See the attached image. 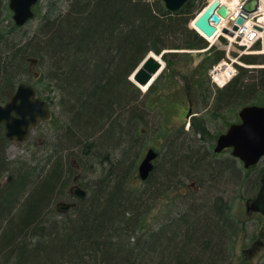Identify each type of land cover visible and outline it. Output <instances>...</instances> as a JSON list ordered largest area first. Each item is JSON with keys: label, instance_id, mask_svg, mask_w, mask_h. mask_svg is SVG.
Instances as JSON below:
<instances>
[{"label": "trees", "instance_id": "trees-1", "mask_svg": "<svg viewBox=\"0 0 264 264\" xmlns=\"http://www.w3.org/2000/svg\"><path fill=\"white\" fill-rule=\"evenodd\" d=\"M46 1L35 6L29 21L33 33L30 30L14 45L9 41L11 27H21L12 19L10 28L3 25L5 18L0 21V101L25 82L30 62L37 63L40 84L68 99L67 130L60 136V147L80 148L87 161L93 156L89 162L95 166L93 172H104L97 173L90 189L83 188L86 195L71 214L54 219L50 202L62 189V171L68 167L63 154L49 159L53 167L37 176L31 167L14 170L0 125V169L10 166L7 170L14 175L0 191V264H233L229 257L236 215L219 192L200 202L192 199L200 196L194 192L186 198L187 211L171 216L166 225L156 227L144 220L149 200L162 189L185 182L186 176L193 175L205 187L208 181L212 189L226 175L234 185L238 181L236 169L224 173L227 165L215 159L217 154L192 141L201 131L195 125L189 139L181 133L166 137L167 149L163 154L158 151L162 159L146 180V190L139 192L127 184L143 149L136 128L146 120L149 107L129 75L152 51L206 48L208 42L189 24L207 1L188 0L178 11L167 9L163 0L158 5L149 0ZM5 7L9 12L8 3L0 0V20ZM166 52L168 67L188 53ZM216 52L209 67L225 57L224 50ZM242 59L264 64V54ZM237 66L238 74L215 95L201 84L208 99L205 108L215 112L214 117L223 113L226 120L229 110L240 105H264V67ZM54 98L48 97L52 102Z\"/></svg>", "mask_w": 264, "mask_h": 264}, {"label": "rangeland", "instance_id": "rangeland-1", "mask_svg": "<svg viewBox=\"0 0 264 264\" xmlns=\"http://www.w3.org/2000/svg\"><path fill=\"white\" fill-rule=\"evenodd\" d=\"M149 1L155 5L162 3V0ZM4 3H6V6L8 3L9 6V0L7 2L4 0ZM40 4L44 6L47 4V1L41 0ZM5 8L0 21L5 18L3 25L10 28V19L14 21L13 12L10 7L11 12H8L7 7ZM31 23L29 22L17 30L11 27L14 30L9 38L11 44H16L19 37L30 34V30L33 33L34 27L31 26ZM205 40L208 42V46L204 49H167V52H188L180 55L177 58L178 61L171 67H168L163 56L159 55L161 56L158 57L162 61L163 68L153 83L152 87L155 88L154 91H150L152 88L145 90L135 83L140 91V99L142 102L145 101V105L149 107L145 116L146 120L138 124L136 128L142 136L143 149L138 156L139 161L136 162L137 166L135 167L134 174L129 177L127 184L130 188L137 189L139 192L146 190L149 182L141 179L138 167L147 150L154 148L163 154L168 146L167 136H178L181 133L180 136L183 135V137L189 139L193 136V134L189 133V129L192 130V125H195V128L197 127L201 131L193 138L196 140L192 141H197L204 149L208 148L217 154L215 159L227 165L223 169L224 173L229 174L236 169L238 181L234 185L231 177L228 179L226 175L220 182L216 181L218 186L212 189L213 186L209 188L208 181H205V187L203 182H200L198 178H190L185 174V182L162 189L155 194L151 201L149 200L146 206L150 207V211L147 214V211L143 212L145 215L144 220H149L151 225L156 227L157 225L159 227L166 225L171 216L175 218L180 212L187 211L188 202L190 201L189 199L187 201L186 198L191 197L194 192L200 196L196 199L192 197V199L199 202L206 195H216L219 192L218 194L221 193L231 206L232 214L236 215V234L232 235L231 256L229 260L232 259L233 264H264V212L252 208L257 199L262 197H260V193L264 187V158L258 165L246 168L239 158H235L232 155L231 149L222 153L214 151L218 137L227 130L231 123L239 121V111L243 105L236 107L237 110H229L226 120L223 118V113L217 114L214 117L213 114L215 112H209V108L205 109L204 103L208 99L206 92L201 89V84H203L210 87L212 89L211 94L215 95L217 89L222 88L214 80L212 74V71L221 62H227L235 66V68L239 62L243 63V66L252 68H261L264 67V64L246 63L242 59V56L258 52L252 48L241 47L236 42H231L227 37L222 36L212 41ZM211 45H213V48L216 47L212 54L209 53L211 48L208 49ZM217 50H224L225 57L209 67L210 57L216 56ZM154 53L156 52L152 51V55H155ZM207 68L208 71H206ZM37 70V63L30 62V73L25 76V83L34 85L37 88L38 96L50 102L52 117L50 120L43 121L37 126L31 132L29 139L23 142H8L5 154L8 160L13 161L12 169L21 170L24 166L31 167L34 170L35 176L47 171L51 165L49 159H55L59 152L63 154L66 167H68L65 168L64 166V170L62 171V189L54 192V198L50 202L51 208L54 209L52 217L54 219H61L64 217V214H71L74 208V206H71L65 209L62 208L63 206L68 203H73L74 205L79 203L80 197L75 194L74 189L76 187L90 189L96 177L100 176L97 173H102L104 170L101 169L97 173L93 172L95 166L93 165L91 168V164L89 163L93 161V156H89L90 159L87 161V157L84 159L83 151L80 148H75L71 151L60 147V136L64 135L67 130V125L65 124L68 121L66 110L68 99L63 94L58 95L55 92H50L46 84H40V78H37ZM10 92H12L11 89L8 91L6 99L9 97ZM50 95L56 97L54 98L55 102L48 99ZM211 101L213 102L214 100L212 99ZM188 109L189 111L191 110V115L189 116ZM228 121L230 122L229 124H227ZM117 153L118 151L115 152V156L118 158L119 153ZM161 159L162 157H159L157 160V166ZM5 167L0 169V191L6 189L14 181V175L7 170L10 166ZM65 174L68 178H65ZM245 176L247 178H244ZM247 204L251 205L250 209L247 207ZM14 212H17V209ZM39 233L42 237V229H39Z\"/></svg>", "mask_w": 264, "mask_h": 264}, {"label": "water", "instance_id": "water-1", "mask_svg": "<svg viewBox=\"0 0 264 264\" xmlns=\"http://www.w3.org/2000/svg\"><path fill=\"white\" fill-rule=\"evenodd\" d=\"M40 0H9L13 11V20L18 26H24L35 16V6ZM188 0H164L167 9L178 11ZM259 0H248L241 15L236 19L243 24L249 12L257 9ZM229 8L220 0L212 1L196 18L195 24L206 35H213L217 30L222 16L227 17ZM213 22V23H212ZM237 27L235 26V29ZM227 31V29L225 30ZM162 64L154 57H148L134 72L136 83L147 85L153 80ZM52 116L49 102L37 95L36 88L30 84L20 83L5 104L0 103V124L5 125V133L10 140L25 141L31 131L43 120ZM241 121L233 123L222 133L214 148L222 152L232 148V155L239 158L246 168L257 165L264 157V105H246L239 111ZM154 148L148 149L146 156L139 165L142 179L147 180L154 169L157 158ZM85 196L84 190L79 194ZM75 206L68 203L62 208Z\"/></svg>", "mask_w": 264, "mask_h": 264}, {"label": "built area", "instance_id": "built-area-1", "mask_svg": "<svg viewBox=\"0 0 264 264\" xmlns=\"http://www.w3.org/2000/svg\"><path fill=\"white\" fill-rule=\"evenodd\" d=\"M246 1H237L236 8L231 11L233 18H237L240 15ZM224 26H227L233 32V37L238 44L251 46L260 42L262 50H264V0H259L257 10L250 13L246 22L243 25H238L236 30L228 25L227 20H224Z\"/></svg>", "mask_w": 264, "mask_h": 264}, {"label": "bare ground", "instance_id": "bare-ground-1", "mask_svg": "<svg viewBox=\"0 0 264 264\" xmlns=\"http://www.w3.org/2000/svg\"><path fill=\"white\" fill-rule=\"evenodd\" d=\"M221 1V3H223L224 5H227L228 7H230L231 9H233V8H235L236 7V4H237V1L238 0H220ZM195 21L196 20H192V22H191V27H193V28H195V29H197L204 37H206L207 39H209L210 41H212V40H214V39H216L217 38V35L218 34H220L221 32H219V31H217V33L216 34H214V35H211V36H209V35H206L203 31H201L200 29H198V27L196 26V24H195ZM224 26V22L221 24V28ZM228 64L229 63H227V62H222V63H220L219 64V66H218V68H217V70H215L214 71V76H215V79L216 80H218V81H220V83L221 84H224L225 82H227L228 81V79L231 77V75H232V66L230 65V66H228ZM134 72L135 71H133L130 75H129V80L132 82V83H136V79L134 78ZM143 87V89H146L147 88V86H142ZM137 144H138V146H140V141L139 140H137ZM138 146H137V150H138ZM141 154V153H140ZM139 154V155H140ZM146 155H144V157H145ZM144 157L141 159V161H140V163L143 161V159H144ZM155 167V166H154ZM154 170V169H153ZM152 173V172H151ZM141 177V176H140ZM188 177H190V178H193V175H190V176H188ZM142 179V178H141ZM143 181H146V180H144V179H142ZM84 189L82 188V187H76L75 188V194H77L80 198H83V197H81L79 194L81 193V191H83ZM84 192H85V195H86V191L84 190ZM85 197V196H84Z\"/></svg>", "mask_w": 264, "mask_h": 264}, {"label": "flooded vegetation", "instance_id": "flooded-vegetation-1", "mask_svg": "<svg viewBox=\"0 0 264 264\" xmlns=\"http://www.w3.org/2000/svg\"><path fill=\"white\" fill-rule=\"evenodd\" d=\"M16 91V90H15ZM15 91H12V92H10V95H9V97L6 99V100H3L2 102H0L1 104H5L6 102H8L10 99H11V97H12V95L15 93ZM206 110L208 109V107L207 108H205ZM188 111H189V109H188ZM0 125H2L3 127H4V131H5V125L2 123V124H0ZM189 131H190V129H189ZM5 135H6V133H5ZM6 138H7V136H6ZM29 139V138H28ZM7 140H8V142H10V141H19V140H16V139H14V140H10V139H8L7 138ZM27 140V139H26ZM20 142H23V141H20ZM228 149H231V148H227V149H225V150H223L222 152H224V151H227ZM222 152H219V153H222ZM216 153H218V152H216ZM159 157H160V153L158 154V157H157V159L155 160V165H156V163H157V160L159 159ZM74 191H75V189H74ZM261 195H260V197L261 198H259V199H257V201L253 204V206H252V208H256V209H258L259 211H261V212H264V187L261 189V193H260ZM247 207L250 209L251 208V205L249 204H247Z\"/></svg>", "mask_w": 264, "mask_h": 264}]
</instances>
